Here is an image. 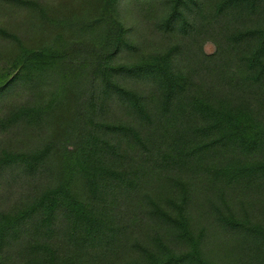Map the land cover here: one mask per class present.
<instances>
[{"label": "trees", "instance_id": "1", "mask_svg": "<svg viewBox=\"0 0 264 264\" xmlns=\"http://www.w3.org/2000/svg\"><path fill=\"white\" fill-rule=\"evenodd\" d=\"M0 264H264V0H0Z\"/></svg>", "mask_w": 264, "mask_h": 264}, {"label": "rangeland", "instance_id": "2", "mask_svg": "<svg viewBox=\"0 0 264 264\" xmlns=\"http://www.w3.org/2000/svg\"><path fill=\"white\" fill-rule=\"evenodd\" d=\"M206 53H211L214 50V45L211 42H207L203 46Z\"/></svg>", "mask_w": 264, "mask_h": 264}]
</instances>
